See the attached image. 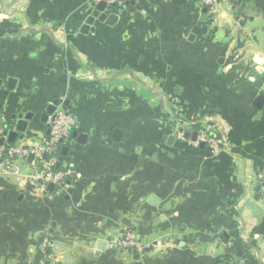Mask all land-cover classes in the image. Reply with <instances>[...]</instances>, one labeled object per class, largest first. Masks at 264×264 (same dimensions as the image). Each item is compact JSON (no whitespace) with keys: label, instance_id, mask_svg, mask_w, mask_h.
Wrapping results in <instances>:
<instances>
[{"label":"crops","instance_id":"1","mask_svg":"<svg viewBox=\"0 0 264 264\" xmlns=\"http://www.w3.org/2000/svg\"><path fill=\"white\" fill-rule=\"evenodd\" d=\"M90 3L0 0L7 117L33 112L19 95L49 88L47 106L63 100L87 136L64 154L68 188L33 193L30 161L19 174L0 169V264H34L47 234L49 264H264V0H221L206 17L201 0H129L114 25L83 33ZM202 121L229 147L193 139ZM42 122L19 140L39 144ZM125 227L151 245L144 256L108 247Z\"/></svg>","mask_w":264,"mask_h":264},{"label":"built area","instance_id":"2","mask_svg":"<svg viewBox=\"0 0 264 264\" xmlns=\"http://www.w3.org/2000/svg\"><path fill=\"white\" fill-rule=\"evenodd\" d=\"M201 1L211 14L216 13L221 4V0ZM102 2L106 4V7L100 13L110 15L117 14L119 10L125 8L129 0H91L90 12ZM196 124L198 126L196 130L198 142L205 143L214 153L229 147L218 124L212 126L206 121ZM10 125L11 119L7 116L3 117L0 112V141L5 136V131L9 130ZM77 127L76 114L61 100L49 115L47 119L48 133L42 137L39 144L30 145L19 139L10 146L5 143L0 144V169L7 173L19 174L21 172L20 163L30 161L29 173L25 176V181L33 193H51L50 185L59 190L68 188L74 179L75 172L72 170V166H61L64 158L63 149L70 147L74 142L73 132ZM185 131L186 129L178 130L177 136L181 139L184 138ZM58 164L59 167H57ZM258 179L264 184V167L259 171ZM107 245L112 250L131 252L139 256H144L151 247V245L144 243L137 232L130 227H125L118 234L111 236ZM54 246L55 239L53 236L42 235L37 244L39 257L37 255L34 264H49Z\"/></svg>","mask_w":264,"mask_h":264},{"label":"water","instance_id":"3","mask_svg":"<svg viewBox=\"0 0 264 264\" xmlns=\"http://www.w3.org/2000/svg\"><path fill=\"white\" fill-rule=\"evenodd\" d=\"M106 7V4L104 2L99 3L93 10L92 12H90V15L88 17V19L86 20L85 24H82L81 26V30L83 33H89L91 29H93V24L95 23V21H100L103 23H106L108 25H114L117 21H118V15L117 14H110V15H106L105 13H100L102 12ZM208 11V8L205 7L203 9V13H204V17H206V13ZM78 25H81V22L78 23ZM194 38V34H192L190 36V39ZM261 80H259L260 82ZM3 80L0 79V87L3 85ZM15 79L10 78L8 80V87L13 88V85L15 84ZM60 102L59 98L54 99L46 108L43 116H42V121L46 122L49 115L55 110L56 105ZM264 103V97L263 96H259L258 100H257V106H262V104ZM34 117V112H26V113H18V114H13L10 119H11V125L9 130H6L4 133V137L1 139L0 144H6L7 146L12 145L17 139H21L24 138V133L27 130L29 121H31ZM122 130L120 128H115L114 132H113V138L115 140H119L122 136ZM73 136L75 138L78 139L79 142H85L86 139V135L85 134H78L77 131L73 132ZM188 136V134H187ZM164 140H168L169 143H172L175 139V136H163ZM193 139H196V134L194 133L193 135ZM202 147H205V145L202 143L201 144ZM69 151L68 147H65L63 149V154L67 155ZM32 158V156L30 157V159ZM57 167H59V164L57 165ZM50 189H53V185H50ZM157 199V197H154L152 199V202H154Z\"/></svg>","mask_w":264,"mask_h":264},{"label":"rangeland","instance_id":"4","mask_svg":"<svg viewBox=\"0 0 264 264\" xmlns=\"http://www.w3.org/2000/svg\"><path fill=\"white\" fill-rule=\"evenodd\" d=\"M21 1L23 2V0ZM50 1H53V0H50ZM45 26H48V25L45 24ZM3 28H8L6 27V24L4 22L0 24V30H3ZM48 28H51L53 31L55 30L54 26L52 25L48 26ZM53 33L55 35V31ZM14 93L15 91L11 89H7V90H4L3 92L2 91L0 92V105H1L0 112L2 113L3 117L8 116L7 112H8L9 105L11 106L15 102V100H13L15 99L13 96ZM50 96H52V89H49V88H46V89L44 88L42 92H40L39 95L34 96L33 98H28L25 95V93H22L21 95L18 96L19 103H21L22 105H25L26 107H29V109H31L35 113V117L30 121L28 131L31 130L32 128L39 130V128L43 126V122L40 119V114L43 112L42 109H44V106L46 108L47 101H48L47 97H50ZM178 107L179 105H174L175 117L176 119L177 118L184 119L185 117L183 116L184 115L183 111H180ZM210 125L213 126L214 124L210 123ZM188 126H189L188 124H185V125L182 124L179 127V129H188ZM189 129H191V127ZM20 166H22V163H20ZM64 167L66 166L64 165ZM23 168L24 166H22V169Z\"/></svg>","mask_w":264,"mask_h":264},{"label":"trees","instance_id":"5","mask_svg":"<svg viewBox=\"0 0 264 264\" xmlns=\"http://www.w3.org/2000/svg\"><path fill=\"white\" fill-rule=\"evenodd\" d=\"M195 126H197V124L195 125ZM37 255H38V257H39V254L37 253ZM39 259V258H38Z\"/></svg>","mask_w":264,"mask_h":264}]
</instances>
